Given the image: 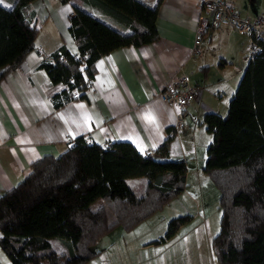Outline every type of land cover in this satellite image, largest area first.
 <instances>
[{"label": "trees", "instance_id": "16d2710c", "mask_svg": "<svg viewBox=\"0 0 264 264\" xmlns=\"http://www.w3.org/2000/svg\"><path fill=\"white\" fill-rule=\"evenodd\" d=\"M31 1L0 4V77L33 48L38 26ZM78 1L127 32L72 6L67 29L78 54L59 45L39 62L51 83L65 84L50 95L53 107L75 89L83 95L98 56L157 37L154 17L160 0L151 6L140 0ZM199 123L210 135L200 170L218 191V227L210 241L214 257L218 264H264L263 42L248 56L224 113L204 112ZM182 127L183 120L179 131L168 128L152 154L126 140L102 145L79 134L58 154L31 161L22 177L0 193V249L7 264H84L100 253L102 248L92 246L114 226L129 230L161 209L185 186L186 165L181 158L155 153L165 155L168 140ZM137 176L145 177L138 194L126 181ZM189 216L169 218L158 239L171 235ZM52 237L63 251L51 246Z\"/></svg>", "mask_w": 264, "mask_h": 264}, {"label": "crops", "instance_id": "0c3cea01", "mask_svg": "<svg viewBox=\"0 0 264 264\" xmlns=\"http://www.w3.org/2000/svg\"><path fill=\"white\" fill-rule=\"evenodd\" d=\"M140 1L150 6L154 3ZM225 1L240 15H255L264 8V0ZM6 2L0 4L10 6L12 0ZM73 5L127 32L78 0L30 2L38 26L33 48L0 77V193L22 177L31 161L43 154H58L69 139L79 134L102 145L126 140L137 150L152 154L167 138V130L176 119L175 110L158 91L169 76L181 73L198 85L199 92L182 115L180 133L168 140L167 153L155 155L184 160L185 186L181 191L193 196L201 184L208 187L200 168L210 135L199 121L204 112L224 113L249 56V35L225 24L206 28L197 52L192 53L198 1L160 0L154 17L157 37L139 45H120L98 56L83 95L69 96L53 107L50 95L65 89V84L51 83L39 62L49 58L59 45L74 56L78 54L67 29ZM198 140L203 148L197 153ZM191 175L194 185L190 189ZM141 177H129L133 182L128 185L132 188L142 184ZM4 255L0 249V264H7Z\"/></svg>", "mask_w": 264, "mask_h": 264}, {"label": "rangeland", "instance_id": "374dc122", "mask_svg": "<svg viewBox=\"0 0 264 264\" xmlns=\"http://www.w3.org/2000/svg\"><path fill=\"white\" fill-rule=\"evenodd\" d=\"M6 1L3 0V4H8ZM198 142L197 153L203 148L201 140ZM141 178L142 184L132 187L136 194L140 193L145 182V177ZM188 178L191 189L193 176ZM203 178L208 187L201 184L193 196L180 191L161 209L131 229L114 226L92 246L94 249L102 248L100 253L84 264H218L210 244L212 235L217 231L220 214L218 191L207 176ZM126 181L133 182L128 178ZM97 203L95 199L92 206ZM185 213L190 215L185 222L180 223L171 235L158 239L163 236L169 218ZM48 241L56 251H63L56 238H49Z\"/></svg>", "mask_w": 264, "mask_h": 264}, {"label": "built area", "instance_id": "2783aa9c", "mask_svg": "<svg viewBox=\"0 0 264 264\" xmlns=\"http://www.w3.org/2000/svg\"><path fill=\"white\" fill-rule=\"evenodd\" d=\"M199 12L196 16V24L192 41L191 52H197V45L200 42L201 34L206 28H215L225 24L237 32L247 33L250 37L248 55L259 50L260 44L264 43V10L257 15H240L225 0H197ZM160 98L172 107L176 112V119L171 127L179 131L182 126V113L187 104L198 95V87L190 83L187 74L169 76L159 89ZM72 98L79 97L75 89L71 91ZM170 130V134L171 133Z\"/></svg>", "mask_w": 264, "mask_h": 264}, {"label": "snow or ice", "instance_id": "6c2138e0", "mask_svg": "<svg viewBox=\"0 0 264 264\" xmlns=\"http://www.w3.org/2000/svg\"><path fill=\"white\" fill-rule=\"evenodd\" d=\"M0 3H3V0H0Z\"/></svg>", "mask_w": 264, "mask_h": 264}]
</instances>
